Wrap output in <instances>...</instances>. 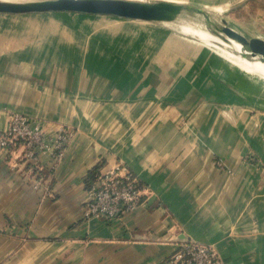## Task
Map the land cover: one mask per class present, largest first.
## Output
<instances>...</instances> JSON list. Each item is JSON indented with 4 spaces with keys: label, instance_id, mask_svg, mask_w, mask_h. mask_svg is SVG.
Returning <instances> with one entry per match:
<instances>
[{
    "label": "crops",
    "instance_id": "1",
    "mask_svg": "<svg viewBox=\"0 0 264 264\" xmlns=\"http://www.w3.org/2000/svg\"><path fill=\"white\" fill-rule=\"evenodd\" d=\"M214 1L228 27L264 41V0ZM67 18L48 71L0 63V109L76 129L56 170L42 158L48 196L0 155V264H159L183 238L224 264H264V107L241 102L248 72L170 23ZM117 159L153 195L113 223L83 219L85 177Z\"/></svg>",
    "mask_w": 264,
    "mask_h": 264
},
{
    "label": "built area",
    "instance_id": "2",
    "mask_svg": "<svg viewBox=\"0 0 264 264\" xmlns=\"http://www.w3.org/2000/svg\"><path fill=\"white\" fill-rule=\"evenodd\" d=\"M4 124L0 128V155L6 164L27 178L35 191L48 196L43 157L50 159L48 171H54L63 160L76 129L57 124L48 130L47 123L10 109H0ZM101 162V161H100ZM220 171H228L223 162L215 161ZM153 195L127 164L117 159L97 171L86 186L82 204L83 219L101 218L108 223L120 220L127 213L144 207ZM159 264H224L216 247L186 238Z\"/></svg>",
    "mask_w": 264,
    "mask_h": 264
},
{
    "label": "rangeland",
    "instance_id": "3",
    "mask_svg": "<svg viewBox=\"0 0 264 264\" xmlns=\"http://www.w3.org/2000/svg\"><path fill=\"white\" fill-rule=\"evenodd\" d=\"M134 1H157V0H134ZM180 2L185 5V10L173 21L170 27L176 29L179 33H185L188 37H195L192 33L197 27H204L208 24L210 30L219 29L224 25L221 14L218 13L214 0H169ZM79 15L70 12H46V13H25V14H7L0 13V63L7 61L9 56L22 58L25 62L26 70H49V59L52 57L50 43L57 37L65 39L71 31L67 29V17ZM71 22V21H70ZM194 27V28H192ZM192 29V30H191ZM199 39V38H198ZM205 45L202 53L223 57L231 66L244 71L236 58L226 50L221 49L217 44L201 39ZM47 44V45H42ZM202 50L199 49L198 52ZM64 55L59 51L58 56ZM234 60V61H233ZM249 78L243 79L244 85H249V99L241 102L250 104L253 112H261L264 107V91L257 90L258 87H264V79L248 73ZM238 85L240 83L237 82ZM242 84V83H241ZM241 86V85H240ZM236 90V89H235ZM236 93V92H235ZM237 95V94H236ZM241 97V95H239ZM255 105V107L253 106ZM264 111V110H263Z\"/></svg>",
    "mask_w": 264,
    "mask_h": 264
},
{
    "label": "water",
    "instance_id": "4",
    "mask_svg": "<svg viewBox=\"0 0 264 264\" xmlns=\"http://www.w3.org/2000/svg\"><path fill=\"white\" fill-rule=\"evenodd\" d=\"M184 10L185 5L169 0H38L24 3L0 2V13L7 14L70 12L156 23L173 22ZM223 23L224 25L220 30H210L208 24H205L204 27L224 42H227L229 39L238 42L244 51L241 56L247 59L259 56L264 62L263 40L246 38L228 27L225 21ZM184 239L186 238H183L181 241Z\"/></svg>",
    "mask_w": 264,
    "mask_h": 264
},
{
    "label": "bare ground",
    "instance_id": "5",
    "mask_svg": "<svg viewBox=\"0 0 264 264\" xmlns=\"http://www.w3.org/2000/svg\"><path fill=\"white\" fill-rule=\"evenodd\" d=\"M38 0H0V2L5 3H24V2H32ZM194 28V27H192ZM192 30V29H191ZM192 33L199 39L208 40L215 44H217L221 49L228 51L235 58L236 61L240 64L244 70L248 73H251L257 77L264 79V62L261 58L254 57L252 59H247L241 56L244 53L241 45L235 40L229 39L227 42L222 41L217 36L210 33L205 27H197L192 30Z\"/></svg>",
    "mask_w": 264,
    "mask_h": 264
},
{
    "label": "trees",
    "instance_id": "6",
    "mask_svg": "<svg viewBox=\"0 0 264 264\" xmlns=\"http://www.w3.org/2000/svg\"><path fill=\"white\" fill-rule=\"evenodd\" d=\"M98 169L99 168L94 169V170H92L91 172H89L87 174V176L85 177V183H86V185L89 184L90 182H92L95 179V176L97 174Z\"/></svg>",
    "mask_w": 264,
    "mask_h": 264
}]
</instances>
